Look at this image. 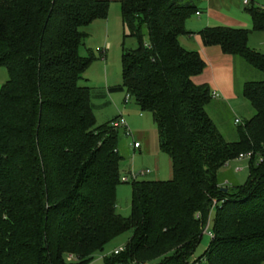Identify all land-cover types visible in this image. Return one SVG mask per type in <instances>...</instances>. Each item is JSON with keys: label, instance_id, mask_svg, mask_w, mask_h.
Listing matches in <instances>:
<instances>
[{"label": "trees", "instance_id": "obj_1", "mask_svg": "<svg viewBox=\"0 0 264 264\" xmlns=\"http://www.w3.org/2000/svg\"><path fill=\"white\" fill-rule=\"evenodd\" d=\"M118 3L136 48L123 51L122 84L107 93L128 94L152 115L172 179L131 182L130 215L117 214L120 133L128 135L111 127L118 117L96 126L91 100L106 93L86 84L92 58L78 53L110 1L0 0V67L8 75L0 88V264H90L125 233L124 251L105 264H263L264 82L243 85L255 114L226 141L206 111L209 87L191 80L205 64L178 42L195 0ZM254 4L251 31L199 34L264 74V55L248 47L252 31L264 33ZM247 154L246 181L224 192L218 172ZM211 216L213 238L195 258Z\"/></svg>", "mask_w": 264, "mask_h": 264}, {"label": "rangeland", "instance_id": "obj_2", "mask_svg": "<svg viewBox=\"0 0 264 264\" xmlns=\"http://www.w3.org/2000/svg\"><path fill=\"white\" fill-rule=\"evenodd\" d=\"M255 1L254 7H257ZM260 5L264 6V0ZM244 15L249 14L242 11ZM245 17V16H244ZM249 28H252L249 24ZM89 30L87 37L83 41L79 51L83 57H91L92 62L84 73L87 85L93 89L114 88L122 84V53L132 51L136 48V41L129 37L127 28L123 25L118 3H110L107 18L96 20ZM249 49L264 55V33H254L248 40ZM238 72V78H245L248 82H264V74L258 72L244 61ZM8 80L7 71L0 67V87ZM125 93H114L103 99H92L94 106V117L96 126L109 123L113 118L120 115L124 118L131 137H125L120 133L119 153L122 157L120 162L119 185L116 187V212L126 218L130 215L131 205V182L122 183V179L130 172L139 173L149 171L140 181H168L172 179L171 161L169 157L161 152L158 141L156 125L150 113L141 112L130 100L124 104ZM218 100V99H217ZM212 100L207 106V114L217 126L224 139L231 142L233 139L229 133L236 135L234 118L239 120L248 118L242 116V111L248 109V103L229 102L227 106L216 107V101ZM241 111V112H240ZM140 144V149L133 150L132 142L135 138ZM241 156V155H240ZM238 156V158L240 157ZM231 161L228 167L222 168L218 172L220 186L226 190H232L236 186L244 184L248 177L249 160ZM261 161V160H260ZM213 215V212H212ZM212 229V218L209 220V231ZM130 233H125L105 246L102 252L95 255L90 264H105V259L115 250L123 247ZM209 237L203 233L201 242L195 252L194 257L198 258L205 251ZM68 256V261H75V258Z\"/></svg>", "mask_w": 264, "mask_h": 264}, {"label": "crops", "instance_id": "obj_3", "mask_svg": "<svg viewBox=\"0 0 264 264\" xmlns=\"http://www.w3.org/2000/svg\"><path fill=\"white\" fill-rule=\"evenodd\" d=\"M108 1H110V3L119 2V0ZM255 1H257V5L260 6L259 3H261L262 0H250V3H255ZM195 5L197 6L196 14L191 16L185 22V30L188 34L178 38V42L183 49L189 52L198 53L205 64L203 72L191 79L193 84L197 86L207 85L211 93L216 95L215 98L211 99V102L212 100L218 99L216 101V107H228L227 103L236 102L238 100L244 102L243 100L245 99L242 96V88L248 81L243 77L238 78L237 76L239 68L243 66V60L239 57L224 54L219 46H205L199 33L205 28L215 27H228L251 31L252 28H249V24L252 27L251 17L241 13L243 10L247 12L248 7L243 6L240 0H195ZM93 23L86 31L87 35L90 32L89 30H91L90 28ZM254 33L258 32L252 31L249 35V39ZM78 53L83 57L79 50ZM87 82L88 80L86 79V84ZM104 92L106 93V97L112 95L107 93L106 88L104 89ZM245 102L247 101L245 100ZM254 114V110L248 103V109L244 112L242 111V116H247L248 118L241 121L235 117L234 121H247L251 119ZM229 134L232 139H235L236 136L233 133ZM135 141L138 142L136 138Z\"/></svg>", "mask_w": 264, "mask_h": 264}, {"label": "built area", "instance_id": "obj_4", "mask_svg": "<svg viewBox=\"0 0 264 264\" xmlns=\"http://www.w3.org/2000/svg\"><path fill=\"white\" fill-rule=\"evenodd\" d=\"M241 4L245 7H249L250 6V0H240ZM258 10L264 13V6L260 5L258 6ZM198 15V13H197ZM216 95L214 93H211V98H215ZM131 100L130 96L128 94H126L125 96V100L124 103L127 104L129 103V101ZM235 125H241L242 122L239 120H235L234 121ZM111 127H113L114 129H118V130H124L126 135H128V137L132 136L130 131L128 130L127 124L124 120V118L120 115L117 120L113 121L111 123ZM132 148L133 150H137L140 149V144L137 141L132 142ZM251 158V154H247V155H241L238 160H249ZM149 171H141L139 173H134V172H130L127 177H124L122 179V183H128V182H135L138 181V179H140L141 177H144L146 174H149ZM209 229V223L205 226L203 233L206 234L209 239L211 240L213 238L212 232L208 230ZM124 251V246L115 250L112 254L113 255H118L120 253H122ZM72 258V257H71ZM131 264H147V263H137V262H133Z\"/></svg>", "mask_w": 264, "mask_h": 264}, {"label": "water", "instance_id": "obj_5", "mask_svg": "<svg viewBox=\"0 0 264 264\" xmlns=\"http://www.w3.org/2000/svg\"><path fill=\"white\" fill-rule=\"evenodd\" d=\"M224 192H226L227 190L226 189H223Z\"/></svg>", "mask_w": 264, "mask_h": 264}]
</instances>
